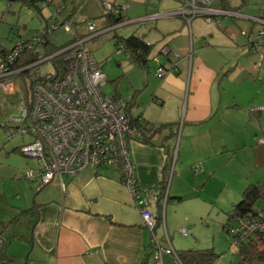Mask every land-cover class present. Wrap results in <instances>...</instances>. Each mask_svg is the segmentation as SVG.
Segmentation results:
<instances>
[{
	"label": "crops",
	"instance_id": "0c3cea01",
	"mask_svg": "<svg viewBox=\"0 0 264 264\" xmlns=\"http://www.w3.org/2000/svg\"><path fill=\"white\" fill-rule=\"evenodd\" d=\"M104 1L128 5L122 13L125 22L150 21L130 33L143 35L153 47L146 64L137 66L145 79L131 84L125 102L131 100L127 112L144 127L168 126L154 135L139 129L129 144L137 196L130 194L120 172L109 166L87 167L47 184L40 173L36 181L29 170L37 197L28 207L0 212V264H146L153 257L154 240L162 248L182 250L174 246V236H187L183 224L195 225L190 220L195 216L187 212L174 224L171 219L177 213L175 204L190 198L192 190H203L206 177L197 173L215 172L225 153L236 155L258 143L264 111L249 108L264 105V44L255 50L258 32L264 31V0H225L221 3L225 8L213 0L211 7L217 12L210 20L200 15L189 21L180 15L149 18L155 12L179 9L182 0H85L73 21L92 18L101 25ZM84 32L79 25L78 33ZM162 46L179 58L176 71L157 80L158 66L152 69L149 60L158 57L157 65L171 61L159 53ZM250 183L264 184V179ZM177 196L182 200L175 201ZM238 198L241 192L226 211ZM6 199L0 192V204L7 205ZM258 207H264V200ZM142 210L160 217L153 230L145 226ZM221 257V264L234 262ZM162 264L180 262L176 255L164 253Z\"/></svg>",
	"mask_w": 264,
	"mask_h": 264
},
{
	"label": "built area",
	"instance_id": "2783aa9c",
	"mask_svg": "<svg viewBox=\"0 0 264 264\" xmlns=\"http://www.w3.org/2000/svg\"><path fill=\"white\" fill-rule=\"evenodd\" d=\"M212 2L213 0H182L179 9L155 12L149 18L180 15L189 21L195 16L203 15L210 20L209 17L217 12L211 7ZM102 7L103 14L117 15L128 5L118 6L104 1ZM53 20L55 22L52 28L62 27L65 31H71L72 37L75 35L71 20H65L62 24L61 20ZM124 22L98 30L95 21L85 19L83 21L85 32L82 37L75 36L74 40L61 49L24 68L12 69L11 63L25 38L17 40L12 51L0 56V89L4 90L8 87L11 89L9 79L23 69L30 66L35 68L48 60L52 62L53 58L62 56L64 62L62 72H59L58 67L52 63V74L43 76L32 74L30 91L21 106L22 116L20 120H15L16 127L7 129L8 137L16 132L22 135L29 134L31 139L19 147L20 152L42 164L40 177L45 184L63 175L72 176L87 167L109 166L120 172L122 182L130 194L137 196L129 144L136 140L139 131L126 111V102L124 103L120 97L103 93L106 75L102 70V63H99L92 51L85 46V42L92 39V36L119 27ZM47 31L49 30L44 29L40 34L32 35V39L39 40L40 35L47 34ZM262 44L264 31L261 30L257 35L255 50L260 51ZM123 52L126 58L133 57L129 50ZM159 53L171 59L168 65L158 63L156 74L162 78L167 73L176 71V60L179 55L172 53L166 46L160 47ZM152 60L158 62V57L155 56ZM251 111H264V105L254 106ZM257 142L264 144V127L257 137ZM24 176L30 180L34 179L30 171ZM141 215L145 226L153 230L158 218L147 210H142ZM181 232L185 234L186 229L182 228ZM256 232L264 234V208L258 209L230 228L236 246ZM153 243L155 264H162L164 253L176 255L170 246L162 248L157 241L154 240Z\"/></svg>",
	"mask_w": 264,
	"mask_h": 264
},
{
	"label": "rangeland",
	"instance_id": "374dc122",
	"mask_svg": "<svg viewBox=\"0 0 264 264\" xmlns=\"http://www.w3.org/2000/svg\"><path fill=\"white\" fill-rule=\"evenodd\" d=\"M40 7V12H38L34 8L29 10L27 5L19 0L12 2L0 0V46L11 49L20 39L18 35L24 38L28 34L41 33L45 27H48L51 41L56 44L68 41L72 37V32L65 31L62 27L52 28L55 22L50 17L53 13L52 9L49 6L40 5ZM146 22L150 21L146 20ZM146 22L115 27L85 42V46L92 51L95 59L102 63V70L107 79L102 87L103 93L116 96L115 92H117L124 103L132 93L131 84L142 83L145 75L141 68L134 66L130 60L126 59L124 52L116 49L117 39L112 38V35L126 37L137 27L144 26ZM13 29L16 30V34ZM37 49L43 51V46L38 44ZM149 64L152 69L158 66L155 61L151 60ZM28 73H37L38 76L52 74L53 64L48 60L32 68ZM154 76L160 80L156 72ZM9 83H11V89L10 87L5 90L0 89V192L5 195L6 203H8L7 205L0 204L2 214L7 212L6 209L14 211L32 205L34 198L37 197L35 196V182L21 175L32 170L38 181L42 168V164L35 158L23 155L20 148L14 149L15 145L30 141L29 134L22 135L16 132L11 137L7 134L8 127H16L12 117L20 112L26 91L27 93L30 91V76L27 73L21 76L15 75L9 79ZM229 89L231 91L232 86H229ZM254 106L259 105L254 104ZM252 107L249 108L250 111ZM222 159V164L215 172H208L206 169L205 172L197 173V176L202 173L201 175L206 177L203 190H192L190 198L175 204L177 213L171 222L173 224L178 222L180 217L188 212L193 217L195 216L190 219L191 222L194 219L195 225L184 223V227L188 229V235H175L173 243L175 247L176 244L178 247H184L182 249L214 246L217 253L222 255L221 258L237 261L236 245L232 242L231 236L222 229L225 221L224 210L230 207L236 193H242L250 181H256L258 178L264 179V144L254 142L252 146L238 150L236 155L225 153ZM209 163L210 161H206V165ZM189 167L190 165L186 170L190 171ZM181 227L179 229H182ZM196 243H199L198 246H192ZM146 264H154L152 255L148 257Z\"/></svg>",
	"mask_w": 264,
	"mask_h": 264
},
{
	"label": "trees",
	"instance_id": "16d2710c",
	"mask_svg": "<svg viewBox=\"0 0 264 264\" xmlns=\"http://www.w3.org/2000/svg\"><path fill=\"white\" fill-rule=\"evenodd\" d=\"M45 1L46 0H21L22 3L27 5L29 10H32L34 8L38 10V12H40L41 9L40 5L49 6L53 11L50 17L55 20H61V24L65 22V20H71V25L75 30V35L72 37V39H69L68 41L56 44L55 42H52L49 39V31L46 32L47 34H41L40 39L37 41L32 39V35L40 34L39 32L34 34H28L29 36L27 35V37H24L25 39L21 43V49L19 50L18 54L14 57L11 63L12 69L24 68L26 66L37 63L49 54L64 47L68 42L74 40V38L78 36L82 37L84 35V33H78V26H84L83 22L77 23L74 22L72 19L76 15L78 9L84 3L85 0H51L48 2L46 1V3ZM214 1V5L222 6V8L224 7L223 5H221V3L225 4V0ZM122 13H119L117 15L110 13L102 14L103 23L101 25L97 24L98 30L126 21L127 19L123 17ZM88 19L95 21L92 18ZM47 28L48 27H45V29ZM14 33L16 34V30ZM18 37H20V39H23L21 35H18ZM112 38L117 39L115 43V47L117 50H121L122 52L129 50L133 54V57H129L126 59L130 60L134 66L143 67L146 64L153 44H147V42L143 38V35H137L132 33L126 37H117V34H113ZM38 44H41L43 46V51L37 49ZM13 48L14 45L11 49H6L0 46V56H3V54L12 51ZM52 63L56 67H58L59 72L63 71L64 62L62 60V56H57L53 58ZM31 69H28L27 71H22L17 75L21 76L23 73H27L31 77L32 74H34L28 73ZM115 97L118 96L116 95ZM130 104L131 100H126V111L127 106H130ZM131 119L132 123L136 126L138 130L142 129V131L144 132L147 129L148 135L160 133L161 131H163V129H166L165 127L168 126L167 124H161L159 126H152L147 124V126L144 127V124L141 123L142 121L139 118L134 119L131 117ZM160 194H162V192ZM173 199L175 201L182 200V198L178 196L173 197ZM262 200H264V184H248L242 191L241 198L237 201V203H234L229 210L225 211V222L222 225L223 231L231 236L230 228L232 226L236 225L241 219L251 214H254L258 209L264 208H257L258 202ZM231 238L233 242L234 236H231ZM236 248L237 261L231 262L230 264H255L258 262H264V234L262 233L256 232L252 234V236L247 238L245 241H242L238 246H236ZM175 254L180 264H221L219 262L220 254H218L214 250L213 246L198 249H182L176 251Z\"/></svg>",
	"mask_w": 264,
	"mask_h": 264
},
{
	"label": "water",
	"instance_id": "95a60500",
	"mask_svg": "<svg viewBox=\"0 0 264 264\" xmlns=\"http://www.w3.org/2000/svg\"><path fill=\"white\" fill-rule=\"evenodd\" d=\"M8 1H9V2H12V1H18V0H8ZM19 1H21V0H19ZM141 21H143V19L124 22L121 26H123V25H127V24H132V23H139V22H141ZM97 35H99V34H96L95 36H92V39L95 38ZM31 67H33V66L27 67V68L23 69L22 71H27V70L30 69ZM21 116H22V110H20V112H19L17 115H14V116L12 117V119H13V120H17V119H19Z\"/></svg>",
	"mask_w": 264,
	"mask_h": 264
}]
</instances>
